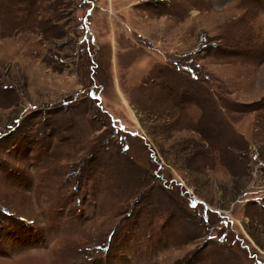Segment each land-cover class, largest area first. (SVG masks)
Masks as SVG:
<instances>
[{"label":"rangeland","instance_id":"374dc122","mask_svg":"<svg viewBox=\"0 0 264 264\" xmlns=\"http://www.w3.org/2000/svg\"><path fill=\"white\" fill-rule=\"evenodd\" d=\"M0 264H264V0H0Z\"/></svg>","mask_w":264,"mask_h":264}]
</instances>
